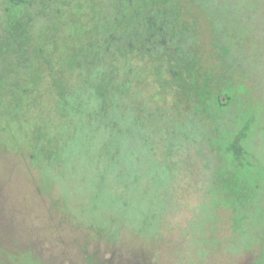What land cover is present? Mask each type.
Returning a JSON list of instances; mask_svg holds the SVG:
<instances>
[{"label":"rangeland","instance_id":"374dc122","mask_svg":"<svg viewBox=\"0 0 264 264\" xmlns=\"http://www.w3.org/2000/svg\"><path fill=\"white\" fill-rule=\"evenodd\" d=\"M121 20L177 39L107 58L155 143L120 182L60 102ZM0 264H264V0H0Z\"/></svg>","mask_w":264,"mask_h":264},{"label":"trees","instance_id":"16d2710c","mask_svg":"<svg viewBox=\"0 0 264 264\" xmlns=\"http://www.w3.org/2000/svg\"><path fill=\"white\" fill-rule=\"evenodd\" d=\"M19 1L21 0H11L13 3ZM107 24H110V22L107 21ZM124 24L123 20H121L120 24L114 26L110 31L108 30V26H105L103 39L100 40L94 51L96 54L93 53V56L91 55L92 58H89L86 64H81L82 69L86 70L83 76V84L79 85L72 93L64 95L60 102L61 108L64 107L67 110L68 119L71 115H74L77 122L81 123L83 128L87 125L86 119L90 121L88 124L93 125L91 126V134L87 133L84 137L85 147H88L87 145L94 133L101 135L100 141L102 142L99 149L107 148L105 153L110 154L112 147H117L118 155L115 159L119 161L115 163L107 162L103 167L105 172L112 173L114 171L115 179L120 182V179L124 176H131V173L129 174L127 170L129 167H132L133 176L140 178L139 169L145 164L148 165V163L141 161L139 163L126 164L125 162L128 161V158L152 160L151 150L155 146L153 136L149 135L148 130L144 127L142 116L145 113L141 114V105L137 103L138 110H135L133 105L126 104V96L130 85L129 81L127 79L116 80L112 77L113 75L111 76L112 68H110L111 63L107 59L108 56L114 54V58L116 59L117 55L127 56L129 52L124 49L125 44L127 42L133 43L129 42L131 34L124 28ZM149 27L152 29V32L147 38H145L144 33H141L140 30L133 32L131 37L135 35V43H144V37L152 47H155V51L158 53V45H168L177 39V37L169 34L160 37L156 33L155 21H151ZM178 37L190 43L193 35L186 32L185 34H179ZM201 61L203 59H198L196 63L204 67ZM181 128L180 131L186 133L190 129L187 123ZM189 134H192L191 131H189ZM171 144L178 149V143L173 142ZM105 153L99 155L101 159L109 156ZM121 166H125V169ZM117 169L119 171L115 174ZM102 176L104 178L103 182L106 184L109 178L104 172Z\"/></svg>","mask_w":264,"mask_h":264}]
</instances>
